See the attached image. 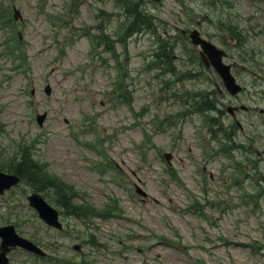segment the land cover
<instances>
[{
  "label": "rangeland",
  "instance_id": "374dc122",
  "mask_svg": "<svg viewBox=\"0 0 264 264\" xmlns=\"http://www.w3.org/2000/svg\"><path fill=\"white\" fill-rule=\"evenodd\" d=\"M127 1L0 0V157H20L23 167L38 164L34 183L62 210L64 223L62 231L47 229L34 216V220L25 219L24 231L30 235L34 231L33 237L39 240L49 235L61 239V254L71 253L67 256L74 264L82 255L72 245L81 243L89 254L90 237L100 245L91 255L94 264H264V180L259 195L258 180L250 178H244L243 188L234 186L226 193L227 175L222 171L218 174L226 159L219 157L208 164L214 179L209 185L210 202L200 212L192 204L207 199L200 173L204 164L197 167L190 162L188 170L184 167L190 160L176 150L179 127L150 136L152 115L148 113L135 123L126 103L115 112L107 99V88L116 75L114 60L106 44L95 48L86 32H97L98 21L108 24L110 36L123 32L122 4ZM13 5L20 8L23 20L12 18ZM145 5L157 15L156 25L164 39L177 46L191 44L180 30L202 13L211 14L213 19H202L203 33L220 45L216 29L222 16L241 25L247 23L244 18L254 16L258 28L262 27L256 40L263 64L253 68L252 63L245 62L249 66L248 88L241 99L264 108V0H163L158 5ZM131 8L130 18L136 26L141 15L135 3ZM19 30L23 33L21 41ZM149 38L133 35L131 63L137 65L142 44H152ZM116 48L123 52L120 43ZM232 52L228 61H239L238 53ZM88 58L99 66L108 65L107 74L98 73L92 80L84 77ZM46 84L52 86L51 95L44 91ZM147 93H136L132 108L154 104L156 111V103L146 97ZM166 110L169 115L177 113L168 100L158 112L151 113ZM43 112L48 114L40 126L36 115ZM118 114L124 122L118 132H113ZM87 118L95 122V128L84 124ZM239 118L245 130L239 131V139L245 141L252 135L255 147L264 148V114L242 112ZM142 144L145 149L140 148ZM33 146L35 152L40 148L41 155L47 157L43 161L49 162L52 173L38 161L39 154H29ZM166 149L175 156L172 168L177 169L181 180L166 170L161 159ZM236 155L241 157L239 151ZM181 156L183 160L178 161ZM261 168L264 173V165ZM135 184L148 192L145 200L136 192ZM216 197L222 201L221 207H214ZM230 202L231 206L224 209ZM111 207L114 211L109 217L97 215ZM59 250L55 245L54 252ZM21 258L23 264H31L24 254ZM42 263L63 264V259L55 257Z\"/></svg>",
  "mask_w": 264,
  "mask_h": 264
},
{
  "label": "flooded vegetation",
  "instance_id": "af4514ba",
  "mask_svg": "<svg viewBox=\"0 0 264 264\" xmlns=\"http://www.w3.org/2000/svg\"><path fill=\"white\" fill-rule=\"evenodd\" d=\"M207 16L203 18L206 19ZM200 20H196V24H192V27L200 24ZM190 26V25H189ZM258 23L255 19H248L244 28L243 34H241V38H239L240 45L242 46L239 56L240 60L234 62L232 64V71L239 81V83L243 84V90L239 93L231 95L229 92L225 91L223 87L222 78L218 75L216 78L213 77H205L206 72L214 71L212 67L203 66L200 62L199 66L202 68H194L196 63H199L197 58L194 59L192 56V52H190V47L186 46L188 49L189 55H178L171 54V56L176 59L178 62V67H173L168 69L169 73L165 77H160L157 73L150 74L149 71L146 70V73H149L147 76H143L141 78L142 83L144 85L142 88L148 87L150 90L151 86H155L156 92L152 94V97H155V101L157 102L160 109L162 108V104L165 101L173 102L176 111L180 109L185 112H194L196 107L200 104L203 106L205 104L204 100H200V96L196 97L198 101H195L193 98V93L188 92V83L201 81L203 84H210L214 82V86H212V93H209L210 102L207 100L208 110L207 112L211 113V116H206V120L202 129V138H200V158H205L204 162H209L211 160L212 154L214 157V149L211 144H222L227 139H229L231 124L227 125V123L234 122L238 123V120L242 122V119L239 118L240 113H260L262 108L258 105L248 106L243 110L242 104L243 101L241 96H243L246 87V81L248 80L246 77V61H248L249 56L253 58L252 67L255 68L257 66L258 58L251 53H257L259 50L257 49V38L260 35L259 30L256 28ZM149 30V29H148ZM185 30L184 35L188 34L189 30L182 29L183 32ZM126 43H129L126 40ZM164 48H167L165 45L156 44L155 50L163 51ZM193 48L198 49V46H193ZM125 52V50H124ZM123 52V53H124ZM166 52V51H163ZM165 54V53H164ZM166 55V54H165ZM200 56V55H199ZM168 59L169 55H162L157 53L155 55L156 59ZM240 63V64H239ZM164 83L161 80H164ZM140 80V78H139ZM190 89V87H189ZM210 89V87L208 88ZM200 95V94H199ZM206 99V97H205ZM168 106H166V109ZM228 109L231 110V113L228 112ZM217 111L219 117L215 120L220 122L217 125H214V112ZM145 112L144 114H147ZM149 115L153 116V120L150 124H154L155 126H159V124L165 122L166 126H169L170 115L166 112L163 114H154L149 112ZM169 115V116H168ZM178 115V112L176 113ZM231 119V120H230ZM176 122V119H174ZM240 125V124H239ZM217 128V136L215 139L214 129ZM239 130L242 133H245L244 126L240 125ZM237 134V135H236ZM190 137V136H189ZM234 143L232 144L236 148L231 150V153L236 152V150H242L241 154V163L240 168L234 172L236 175H247L248 170H255L258 166L260 168L264 165V148H260V146L255 147V140L252 135L247 136L248 140H238V131L233 134ZM254 141V142H253ZM255 149V150H254ZM254 152V153H253ZM236 164V163H234ZM249 167V169H247ZM204 168V166H203ZM22 161L18 157H9V158H1L0 161V171L9 175H15L20 177V182L11 186L4 191H0V227L12 226L14 231L21 236H24L22 231V225L24 223L23 218V208L26 207V203L28 202V195L35 190H33L30 185L25 181L22 177ZM242 169L245 170L242 172ZM230 178V176H228ZM2 180L0 179V185L2 184ZM26 237V236H25ZM28 238V237H27ZM30 239V238H29ZM12 244H9L5 248H2V238L0 237V264H23L20 260L22 259V255L24 254L30 261L31 264H38L39 258L42 260H49L54 257V255L63 256L62 254H54V239L53 236L48 237L47 248L50 250V254L48 256H39L38 254H31L26 249L22 247L20 243H16L11 241ZM43 246V245H42ZM44 247V246H43ZM39 257H37V256Z\"/></svg>",
  "mask_w": 264,
  "mask_h": 264
},
{
  "label": "water",
  "instance_id": "95a60500",
  "mask_svg": "<svg viewBox=\"0 0 264 264\" xmlns=\"http://www.w3.org/2000/svg\"><path fill=\"white\" fill-rule=\"evenodd\" d=\"M190 36H191L193 42L195 44H201L203 46V49L207 53H219L220 54L221 51L216 50V48L211 43L203 40L200 37V34H199L198 30H193L191 32V35ZM213 61H214L215 65L217 66V68L222 72V74L226 78V81L228 83V87H230V89L232 91H235L236 89L232 88V87H234V82L231 79V75L228 73V70H227L228 69V66H226V65H224L222 63L221 54H220V57L217 56L216 58H214ZM224 68H226V72L224 71ZM236 88L238 89V87H236ZM50 91H51V89L48 86L47 87V92L50 93ZM44 118H45V114H39L38 115V120H39L40 123L43 122ZM166 156L169 157L170 155L169 154H166ZM13 181H16V180H13ZM137 190L140 193H142L143 195H146V192H144V190H142L140 187ZM30 199H31L32 204H34L36 207H38V209L40 210V214H41L42 217H44L49 223H51L53 225H56L58 227H61V224L58 221V213H57V211L55 209H53L52 207H50L49 205H47L41 197H38V195H35L34 194V195L30 196ZM30 244H31V247L33 249L38 250V247L35 244H33L32 242Z\"/></svg>",
  "mask_w": 264,
  "mask_h": 264
},
{
  "label": "trees",
  "instance_id": "16d2710c",
  "mask_svg": "<svg viewBox=\"0 0 264 264\" xmlns=\"http://www.w3.org/2000/svg\"><path fill=\"white\" fill-rule=\"evenodd\" d=\"M137 11L141 13V11H139V9ZM137 11H134V13H137ZM34 173H35V171L32 168H30L29 170H27L26 176H28V177L32 176L34 178Z\"/></svg>",
  "mask_w": 264,
  "mask_h": 264
}]
</instances>
